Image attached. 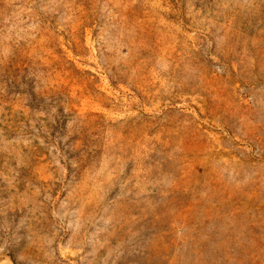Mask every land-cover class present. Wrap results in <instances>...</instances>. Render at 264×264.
<instances>
[{
	"label": "rangeland",
	"instance_id": "rangeland-1",
	"mask_svg": "<svg viewBox=\"0 0 264 264\" xmlns=\"http://www.w3.org/2000/svg\"><path fill=\"white\" fill-rule=\"evenodd\" d=\"M0 264H264V0H0Z\"/></svg>",
	"mask_w": 264,
	"mask_h": 264
}]
</instances>
